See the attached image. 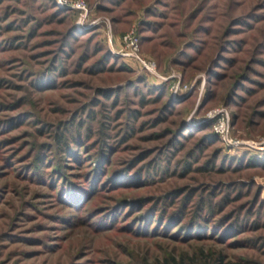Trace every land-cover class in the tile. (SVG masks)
Returning <instances> with one entry per match:
<instances>
[{
    "label": "rangeland",
    "instance_id": "374dc122",
    "mask_svg": "<svg viewBox=\"0 0 264 264\" xmlns=\"http://www.w3.org/2000/svg\"><path fill=\"white\" fill-rule=\"evenodd\" d=\"M72 1L0 0V264H264V0Z\"/></svg>",
    "mask_w": 264,
    "mask_h": 264
},
{
    "label": "built area",
    "instance_id": "2783aa9c",
    "mask_svg": "<svg viewBox=\"0 0 264 264\" xmlns=\"http://www.w3.org/2000/svg\"><path fill=\"white\" fill-rule=\"evenodd\" d=\"M58 3L64 4L66 2V0H57ZM72 6H74L76 9H86V3L83 0H74L71 2ZM131 46H133V50L137 49V41L135 38L130 37L129 41H128ZM132 54L135 55V57L142 63L143 67L148 69V70H154L155 69V63L153 61L150 60H143L141 59L139 56H137V54L135 52H133ZM222 114V113H221ZM225 114V113H224ZM224 114H222L218 120V126L216 127V131L221 135V137L223 138V140H227L229 143H232L234 145H240L243 144L245 146H249V147H254L251 141H242V142H235L233 141V139L228 137V123H226V119L224 117Z\"/></svg>",
    "mask_w": 264,
    "mask_h": 264
},
{
    "label": "trees",
    "instance_id": "16d2710c",
    "mask_svg": "<svg viewBox=\"0 0 264 264\" xmlns=\"http://www.w3.org/2000/svg\"><path fill=\"white\" fill-rule=\"evenodd\" d=\"M135 112H137V111H135ZM58 141H60V139ZM180 194H181V192H179V191L171 192V196L172 197H175L176 195H180ZM192 196H193V192L189 191L188 193H186V195H184L183 200L185 202L191 201ZM143 201H144V199H142V198H139L138 200H135L137 205H144ZM197 204H198V206H197L198 210L202 209V206L205 205V203L202 202V201H199ZM207 206L209 207V209H212L211 208V203H209ZM222 259H223V253L214 252L213 254L210 255V258L207 261H209L208 264H226V263H224V261H222ZM243 261H244V264H258L256 262H252V261L246 260V259H244ZM165 262L169 263V264H204L199 259L198 260L197 259H194V260L191 259V261H190L188 257H184V256H182V257H180L178 259H176L175 257L170 256L169 258H167L165 260Z\"/></svg>",
    "mask_w": 264,
    "mask_h": 264
}]
</instances>
